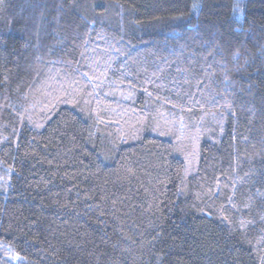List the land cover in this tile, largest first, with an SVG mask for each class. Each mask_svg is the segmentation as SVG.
I'll list each match as a JSON object with an SVG mask.
<instances>
[{"label":"trees","instance_id":"16d2710c","mask_svg":"<svg viewBox=\"0 0 264 264\" xmlns=\"http://www.w3.org/2000/svg\"><path fill=\"white\" fill-rule=\"evenodd\" d=\"M0 264H264V0H0Z\"/></svg>","mask_w":264,"mask_h":264},{"label":"snow or ice","instance_id":"6c2138e0","mask_svg":"<svg viewBox=\"0 0 264 264\" xmlns=\"http://www.w3.org/2000/svg\"><path fill=\"white\" fill-rule=\"evenodd\" d=\"M192 8H193V11H196V10H198L199 5L198 4H193ZM238 8H239V4H237V9ZM234 11H235V9H234Z\"/></svg>","mask_w":264,"mask_h":264}]
</instances>
